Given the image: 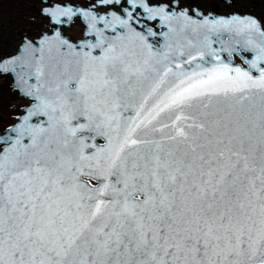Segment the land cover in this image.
<instances>
[{"label": "snow or ice", "instance_id": "obj_1", "mask_svg": "<svg viewBox=\"0 0 264 264\" xmlns=\"http://www.w3.org/2000/svg\"><path fill=\"white\" fill-rule=\"evenodd\" d=\"M41 3L51 31L0 55L30 102L0 135V264H264V23Z\"/></svg>", "mask_w": 264, "mask_h": 264}, {"label": "flooded vegetation", "instance_id": "obj_2", "mask_svg": "<svg viewBox=\"0 0 264 264\" xmlns=\"http://www.w3.org/2000/svg\"><path fill=\"white\" fill-rule=\"evenodd\" d=\"M30 5V11L32 13L30 17V23L33 26L34 34L33 36H28L29 38H35L37 37L42 31H51L50 26L46 23L45 19L40 14V9L43 7L41 0H28ZM72 3H83L84 0H71ZM14 2L11 0H0V15H2L4 18H9L8 16L11 15V13L14 10H11V7ZM20 6H18L16 9L21 10L24 6V3L16 2ZM180 8H188L189 14L193 15L195 18V13L193 9H199L202 13H204L205 16H208L209 14H212L217 17H227L233 14H239V15H249L253 16L256 19L260 20L262 23H264V0H181ZM24 10H26V7L24 6ZM119 11V9H113ZM105 9H100L101 14H105ZM21 13L20 11H18ZM24 13L28 16V13L24 11ZM11 17V16H10ZM21 16L17 19L18 21L15 23V19L11 18L9 21L6 22L8 27H12L13 29H18L21 24ZM41 21V25L39 26V22ZM13 21V22H12ZM4 25V23H2ZM74 30L77 31V35L72 33ZM81 31L82 28L79 24L76 26H73L71 28H65L64 34L68 37H70L73 42H76L81 38ZM78 33L80 35H78ZM25 36V35H23ZM236 63H240L239 58L236 59ZM30 103V102H29ZM27 105V104H26ZM23 105V108L26 106ZM21 113L17 115L19 117ZM17 117L14 122L17 121ZM13 122V123H14ZM13 123L9 124L6 128H4V131H6L7 128H9ZM100 143H103V141H99Z\"/></svg>", "mask_w": 264, "mask_h": 264}, {"label": "rangeland", "instance_id": "obj_3", "mask_svg": "<svg viewBox=\"0 0 264 264\" xmlns=\"http://www.w3.org/2000/svg\"><path fill=\"white\" fill-rule=\"evenodd\" d=\"M11 1L14 2L11 7V10H14L10 15L11 17L8 16L9 18H4L0 15V55L5 56L16 53L23 35L33 36L35 33L33 26L30 23L32 13L29 10L30 5L28 0ZM17 1L24 3L26 10H24V6L21 10H17L16 8L20 6L16 3ZM24 11L28 13V16L24 13ZM20 16L22 17L20 24L21 27L18 29L8 27L6 22L9 21V19H15L14 22L16 23ZM38 22L40 26L41 21L39 20ZM2 23H4V25ZM72 33L77 35L76 30ZM78 35L80 34L78 33ZM24 104H29V101L22 98L19 93L13 90V82L11 78H0V116L3 117V119L0 120V134L4 132V128L15 121L17 115L22 112Z\"/></svg>", "mask_w": 264, "mask_h": 264}, {"label": "water", "instance_id": "obj_4", "mask_svg": "<svg viewBox=\"0 0 264 264\" xmlns=\"http://www.w3.org/2000/svg\"><path fill=\"white\" fill-rule=\"evenodd\" d=\"M26 106H27V105H26ZM22 115H23V113H22L20 116H22ZM2 119H3V117L0 116V120H2ZM17 122H18V121H16L13 125H15ZM13 125H12V126H13ZM4 132H5V131H4ZM4 132H3V133H4ZM3 133H1L0 135H2ZM25 142H27V141H25Z\"/></svg>", "mask_w": 264, "mask_h": 264}]
</instances>
